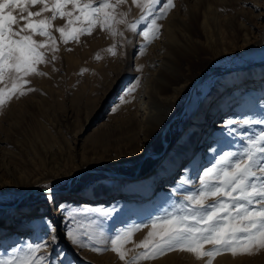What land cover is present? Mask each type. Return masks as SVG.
Returning <instances> with one entry per match:
<instances>
[{
    "label": "rangeland",
    "instance_id": "1",
    "mask_svg": "<svg viewBox=\"0 0 264 264\" xmlns=\"http://www.w3.org/2000/svg\"><path fill=\"white\" fill-rule=\"evenodd\" d=\"M254 1L262 3L261 0H173L174 7L158 21L161 25L158 38L150 43L123 24L116 26L123 35L113 36L96 29L91 35L81 36L78 42L68 44L62 43L60 34L53 31L59 49L55 53L56 60L52 61L53 53L47 51L49 62L38 65L44 75L27 77L30 81L27 87L34 91L13 98L0 108V137L7 140L5 150L8 151L6 161L2 162L0 158V205L18 204L14 209L0 207V219L12 210L19 214L28 208L32 212L23 216L27 223L25 227L20 230L8 228L0 233V256L24 250L28 244L48 242L49 247L43 250V254L54 260L62 259L63 264H123L110 250L98 253L70 243L65 238V224L84 229L81 238L85 240L87 232H92L99 241L97 246L104 248V241L112 235L113 229L172 211L183 203L186 191L199 186V174L214 162L215 157L223 151L242 150V139L223 126L201 152L207 160L201 163L200 158V162L196 161L184 176L192 183L183 186L178 185L176 176L185 160L175 161L174 154L167 155L189 128L190 122L202 116L208 104L217 100V88L222 95L239 90V93L227 95L218 102L221 107L234 103L235 110L230 112L232 119H264V49L256 42L262 25L254 17L255 9L251 4ZM117 11L127 14L125 19L128 23H135L141 16V10L131 5V0H126ZM169 20L173 24L182 21L184 34L197 39L198 48L194 53L181 51L175 56L173 67L176 72L169 81L177 83L186 79L190 81L189 87L175 101L172 120L153 136L147 147L150 155L145 154L141 159L138 172L142 177L148 176L165 160L163 167L174 171L170 177L172 189L160 191L162 193L156 197L134 199L133 195L120 204L109 203L107 200L114 198L112 195L124 192L120 184L126 179L110 178L91 169L133 173L138 161H133L129 154L140 156L138 142L128 141L125 146L122 142L124 113H127L134 92L128 93L127 89L141 80L134 74L135 59L137 65H142L146 49L160 43L164 25ZM201 23L206 28L207 38L199 28ZM140 30L138 27L137 31ZM169 30L170 35L175 34L172 27ZM36 37L40 42L46 39ZM243 39H247L246 45ZM113 46L115 54L107 51ZM210 66L213 68L209 72L200 75ZM255 78L258 81L262 79L261 83L249 87L248 81ZM228 99H233V102H228ZM98 111L103 116L99 120L92 119ZM88 118L92 120L87 123ZM99 121L102 124L96 126ZM262 129L264 125H252L237 131H246L248 136H254ZM82 130L81 137L86 135V140L79 149L77 143L80 140L75 142V135ZM190 137L191 134L186 136L184 143L187 144ZM162 140L166 141V147L161 156L155 155L163 147ZM93 151H97L96 157ZM196 153L200 155V152ZM72 170L77 171L72 173ZM163 182L158 179L153 186ZM29 183L33 186L27 189ZM178 187L179 191H175ZM81 192H90L96 199H67L69 202L61 207L63 216L59 221L55 205L66 196ZM101 193H106L105 202H99ZM52 194L55 202L50 198ZM98 203L103 206L95 207ZM49 209L55 220L51 215L46 220L35 222L47 215ZM109 210L111 213L105 215ZM148 231L149 228L145 227L136 232L125 245L127 258L142 251L137 244L144 240ZM53 235L57 237L54 244L51 243ZM60 252L64 255L58 257ZM247 256L237 260L232 255L231 261L233 264H264V250ZM206 261L207 258L197 260L187 252L171 251L141 264H207Z\"/></svg>",
    "mask_w": 264,
    "mask_h": 264
},
{
    "label": "snow or ice",
    "instance_id": "2",
    "mask_svg": "<svg viewBox=\"0 0 264 264\" xmlns=\"http://www.w3.org/2000/svg\"><path fill=\"white\" fill-rule=\"evenodd\" d=\"M125 2L0 0V108L13 98L34 91L27 87L30 83L27 77L44 75L38 65L49 62L47 51L53 53L51 60H56L55 53L59 49L53 31L60 34L62 43L68 44L78 42L81 36L91 35L96 29L113 36L123 35L116 27L123 24L150 43L160 33L158 21L174 7L173 0H131V5L141 10V16L135 23H128L125 19L127 14L117 11ZM36 5H42L39 11L30 10ZM42 13L50 15L33 19L41 17ZM57 19H63L64 25L55 27L53 21ZM138 27L141 29L139 32ZM37 35L45 37V41L35 40L33 36ZM114 47L107 51L115 54ZM136 86L128 88L127 92L131 93ZM252 125H264V119H228L224 122L230 133L242 139V150L223 151L215 157L214 162L199 174V186L186 191L183 203L172 211L113 229L112 235L104 241V248L97 246L99 241L90 231L86 240L82 239L84 229L80 227L65 224V238L79 248L88 247L98 253L110 250L123 264H141L171 251L190 253L197 260L207 258V264H212L214 257L224 253L251 256L264 250V129L254 136H248L246 131H237ZM177 183L183 186L192 181L182 175ZM175 191H179V187ZM50 198L55 202L54 194ZM145 227L149 231L137 244L142 251L127 258L125 245ZM56 240L53 235L51 243ZM48 247V242L28 244L24 250L0 256V264H63L62 259L54 260L43 254ZM63 255L62 252L57 253L58 257Z\"/></svg>",
    "mask_w": 264,
    "mask_h": 264
},
{
    "label": "bare ground",
    "instance_id": "3",
    "mask_svg": "<svg viewBox=\"0 0 264 264\" xmlns=\"http://www.w3.org/2000/svg\"><path fill=\"white\" fill-rule=\"evenodd\" d=\"M261 1H262L261 4L258 3L257 1L251 2V4L255 9L253 13L254 17L262 25V28L258 30L259 33H257L256 35L259 36L256 42L259 45V47L264 49V0ZM41 7L42 5H36L30 10L39 11ZM48 14L49 13H42L41 17H35L33 19H40L43 18L44 16H48ZM64 23L65 21L63 19H57L53 21L55 27L56 26L59 27V25H64ZM164 26L165 27L163 28L162 38L159 40L160 43L155 46L150 45L149 48L146 49L147 55H145V57L143 58L142 65H137L136 64L137 59H135L134 74H137L138 77L141 78V80L139 79L140 82L137 84L133 92V99L129 103V108L127 109V113L126 114L124 113V115H126V118L125 120H123L125 128L123 131L124 138L122 140L124 146L128 141L136 140L138 142V149H139L138 153L140 156L129 154L133 161H139L141 159H144L148 149L147 147L153 140V136L155 135V133H157V131L160 128H166L168 123L172 120L174 115L175 101L177 100L178 96H180L181 94L187 91L190 83V81L186 79L178 80L177 83H171L169 79L176 72V69H174L173 67V62L177 53L181 51L194 53L198 48L197 39L193 38L191 35L189 36L184 34L183 32L184 23L182 21H178L177 23L173 24L171 20H169L168 22L165 23ZM171 27L175 30V32H173L175 34L173 35H170L169 33L170 31L169 28ZM199 28L201 29L203 35L207 38L208 34L205 26L201 23L199 25ZM177 33H179L180 35L177 36ZM24 34H28V33H24ZM33 38L37 40L38 37L33 36ZM243 43H245L244 45H246L248 43L247 39L245 40L243 39ZM212 68L213 67L210 66L202 73H200V75L209 72ZM257 79L258 78L249 80L247 85L251 87L261 83L262 79L261 80L259 79L260 81H258ZM248 90L250 91V89H247V91ZM225 91L228 90L225 89ZM233 93L237 94L239 93V90L237 89L231 90L229 93L227 92L226 95H222L220 94L217 88L215 92V95L216 96L218 95L215 98L217 100H214L213 102L208 104V106L205 108V112L202 113V116H199L198 118H195L190 122L189 128L186 129L184 134L176 141L173 148L170 149V151H168L167 155L174 154L175 161L185 160V162L179 169L178 172L179 174H177L176 176L177 177L176 182H178L179 178L182 175L183 176L187 175L189 170H191L190 168L193 165H196V161L200 162V158H201V163L207 160V157L202 155L201 152L204 150L205 146L209 144L210 139L214 135H216L217 132H219V130L224 126V122L228 119H232L230 112L235 110L234 103H228L227 107H221L218 102L220 101V99L222 100L227 95L228 96L234 95ZM116 102L117 101H115L114 103ZM228 102H233V99H228ZM112 107L113 106H111V108ZM102 116L103 114L100 111H98V113H96L94 117H92V119L99 120ZM92 119L88 118L86 122L88 123ZM100 124H102V121H99L96 124V126ZM83 131L84 130L78 132L75 135V142H78L79 140L80 142L82 141L81 143L79 142V144L77 143V148L79 147V149H81V146L83 147V144L86 140L85 137L86 135L81 137ZM96 132L95 134H97ZM189 134H191V137L189 142L186 144L184 143V138H186V136H188ZM201 137L202 139L200 140ZM6 142L7 140L5 138L0 137V158L2 162H4V160L6 161L8 156V151L5 150V145L7 144ZM166 144L167 143H165L164 148L166 147ZM196 152H200V155L199 153L197 154ZM161 153H159L158 156L159 155L161 156L162 155ZM96 154H98L97 151H93L94 157L97 156ZM195 154L197 155L195 156ZM164 161L156 166L153 173L145 177L139 175L138 172L139 165L141 164V162L138 165L137 173L135 176L132 177H126L120 175L108 176L110 178H125L126 180H123L120 184V188L124 192L122 194L112 195V197L114 198H112L111 200H107V202L119 203L122 202L124 199H128V198L130 199V196L133 195H134V199L135 198L140 199V197L145 199L148 196L156 197L160 193H162L160 191L172 189L171 183L173 180L170 182V177L172 176L174 171L167 170V168H164L163 167ZM76 171L77 170H72L71 172L75 173ZM181 173L182 175H180ZM158 179H161V181L164 182L160 185L158 183L157 186H153L154 181H157ZM32 186L33 183H29L26 185V188L30 189ZM105 196L106 193H101L99 199L102 200H100L99 202L102 201L105 202L106 201ZM67 199L70 200L85 199L91 201L96 198L95 195L91 194L90 192H81L75 194V196H71V197L66 196L65 198L59 200L57 205H55V213L57 214L59 221L60 218L63 216L62 214H60L61 207L69 202ZM17 205L18 204H14V205L6 206L4 208L14 209L17 207ZM100 206H103V204L98 203L95 207H100ZM50 211L51 209L47 211V215H45L44 217L42 216L43 219L39 218L35 222L38 221L41 222L42 220H46L51 215H52L51 217H53V220H55L53 213ZM30 213L32 212L28 208L23 209L22 213L19 212V214L17 213V210L14 211L12 210L8 212L7 214H5V216H3L0 219V233H2L4 230L8 228L19 229L25 227L27 223L25 222V217L23 216ZM11 225L12 226L15 225L17 227L16 228L10 227ZM31 226H34V223L32 224L31 222ZM230 254L224 253L214 257V259L212 260V264H233L231 261L232 255L230 257L229 256ZM245 257L248 256L237 255L235 258L237 260H241L242 258ZM239 264H244V263L241 262Z\"/></svg>",
    "mask_w": 264,
    "mask_h": 264
},
{
    "label": "water",
    "instance_id": "4",
    "mask_svg": "<svg viewBox=\"0 0 264 264\" xmlns=\"http://www.w3.org/2000/svg\"><path fill=\"white\" fill-rule=\"evenodd\" d=\"M163 130H164V128H163ZM162 142H163L162 143L163 144L162 149L159 152H157V154H155V155H158L159 153H161L163 151L166 141L165 140H162ZM146 154L150 155L149 152H146ZM140 161L141 160H139L138 162H136V166H135L132 174H126V173H123V172H120V171L107 170V169H104V168L103 169L102 168H93L91 170L96 171V172H102V173H104V174H106L108 176H117V175H120V176L132 177V176H135L136 175L137 169H138V165H139ZM24 195L25 194H21V196H24ZM14 204H16V203H12L10 205H14ZM10 205H8V206H10ZM0 207H6V205H0Z\"/></svg>",
    "mask_w": 264,
    "mask_h": 264
}]
</instances>
